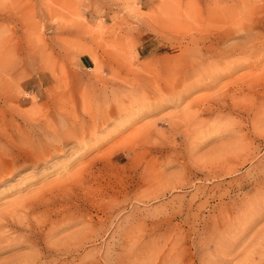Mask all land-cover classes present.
<instances>
[{
  "label": "rangeland",
  "instance_id": "obj_1",
  "mask_svg": "<svg viewBox=\"0 0 264 264\" xmlns=\"http://www.w3.org/2000/svg\"><path fill=\"white\" fill-rule=\"evenodd\" d=\"M262 45L264 0H0V264H264Z\"/></svg>",
  "mask_w": 264,
  "mask_h": 264
},
{
  "label": "bare ground",
  "instance_id": "obj_2",
  "mask_svg": "<svg viewBox=\"0 0 264 264\" xmlns=\"http://www.w3.org/2000/svg\"><path fill=\"white\" fill-rule=\"evenodd\" d=\"M237 14H238V13H237ZM207 31H208V30H207ZM261 32H262V30H261ZM195 33H196V32H195ZM174 35H175V34H174ZM174 35L172 34V36H174ZM185 35H186V34H185ZM196 35H197V34H196ZM258 36L260 37V35H258ZM180 37H181V36H180ZM185 37H186V36H185ZM187 37H188V36H187ZM173 38H174V37H173ZM173 38H172V39H173ZM174 39H175V38H174ZM253 39H254V38H253ZM253 39H252V40H253ZM256 39H257V36H255V40H256ZM176 40H177V39H176ZM183 40H184V39H182V41H183ZM252 40H251V41H252ZM257 40H258V39H257ZM251 41H250V42H251ZM257 42H258V41H257ZM212 43H213V42H212ZM253 43H255V42H253ZM261 43H262V42H261ZM249 44H250V43H249ZM255 45H256V44H255ZM257 45H259V44H257ZM204 46H205V45H204ZM246 46H248V45H246ZM250 46H251V45H250ZM262 46H264V45H262ZM262 46H261V47H262ZM244 47H245V46H244ZM248 47H249V46H248ZM251 47H253V46H251ZM251 47H250V49H251ZM257 47H258V46H257ZM208 48H209V47H208ZM242 48H243V47H242ZM254 48H255V46H254ZM244 49H245V51H247V48H246V47H245ZM250 49H249V50H250ZM258 49H259V48H258ZM262 49H264V48H262ZM262 49H259V50H262ZM232 50H233V48H232ZM249 50H248V51H249ZM201 51H202V50H201ZM243 51H244L243 49H241V48L239 49V48H238V49H234V50H233V53H238V52H239L238 54H240V53H242ZM245 51H244V52H245ZM257 51H258V50H257ZM203 52H204V51H203ZM213 52H214V51H213ZM215 52H216V51H215ZM261 52H262V53L260 54V56H261V58H262V56H264V51H261ZM211 53H212V52H211ZM229 53H230V51H229ZM245 53H246V52H245ZM251 53H252V51H251ZM207 54H208V53H207ZM219 54H220V53H219ZM219 54H217V55L215 54V55H213V56H216L215 58H219V57H218ZM238 54H236L235 56H237ZM247 54H248V53H247ZM252 54H253V53H252ZM254 54H255V53H254ZM225 55H226V54H225ZM225 55H221V57H220L223 61H227V58H228V57H226V56H228V55H226V56H225ZM243 55H244V54H243ZM256 55H258V54H256ZM233 56H234V55H232V56H230V57L233 58ZM235 56H234V58L236 59ZM238 56H239V55H238ZM246 56H247V55L245 54L244 57L246 58ZM239 57H241V55H240ZM257 57H258L259 59H261L259 56H257ZM242 58H243V57H242ZM255 58H256V57H255ZM199 59H200V58H199ZM211 59H214V58L211 57ZM253 59H254V58H253ZM253 59H252V60H253ZM201 60H202V59H201ZM208 60H210V59H208ZM232 60H234V59H232ZM232 60H231V61H232ZM239 60H240V59H239ZM245 60H246V59H245ZM245 60H244V61H245ZM262 60H264V59H262ZM262 60H261V61H262ZM216 61H217V59H216ZM214 62H215V61H214ZM220 62L222 63V61H220ZM220 62H219V63H220ZM232 62H233V61H232ZM232 62H231V63H232ZM234 62H235V61H234ZM234 62H233V63H234ZM236 62H238V61L236 60ZM247 62H248V61H247ZM217 63H218V62H216V65H215L214 63H211V64H210V63L208 62V64H209L208 66L201 65V66H199V67H197L195 64H190V63L188 64V63H187V66H183L182 71H183V73H184V71H185V69H186V71L189 72V73H187V76H186V77H184V74H183V77H184L185 80L188 81V79L190 78V74H191V73H194V72L199 73V72H200V73H201V74L199 73L200 76H202L203 74H204V75H205V74H206V75L208 74L209 76H211L210 78L207 77V79L210 80V82L212 83V82L215 81V80H214V76H213L214 72L217 73V72H219L218 69H221V67L218 68ZM221 63H220V64H221ZM233 63H232L230 66H232ZM238 63H239V62H238ZM243 63H244V62H243ZM260 63H261V62H260ZM202 64H203V63H202ZM212 64H214V65H212ZM240 64H241V62H240ZM240 64H239V66H240ZM245 64H246V62H245ZM225 65H226V64H225ZM258 65L260 66L259 63H258ZM258 65H257V66H258ZM233 66H234V65H233ZM236 66H238V65H236ZM239 66H238V67H239ZM242 66H243V65H242ZM224 67H226V66H224ZM224 67H223V68H224ZM243 67H244V66H243ZM223 68H222V69H223ZM231 68H232V67H231ZM255 68H256V67H255ZM257 68H258V67H257ZM262 68H264V66H262ZM262 68L260 67V69H262ZM258 69H259V68H258ZM258 69H257V71H258ZM260 69H259V71H260ZM195 70H196V71H195ZM216 71H217V72H216ZM229 71H230V70H229ZM221 72H222V71H221ZM224 72H225V71H224ZM262 72H264V69H262ZM196 73H194V75H195ZM252 73H253V72H252ZM255 73H256V72H255ZM219 75H220V74H219ZM248 75H251V74H248ZM174 76H176V75H174ZM226 76H227V75H226ZM255 76H257V77H256L257 80L260 79V78L258 77V75H255ZM259 76H261V74H260ZM183 77H181V75H180V77H179L178 79L183 78ZM191 77H192V75H191ZM194 77H196V76H194ZM176 78H177V77H176ZM248 78L251 79L250 76H249ZM248 78H247V80H249ZM261 78H264V77H261ZM155 79H156V78H155ZM155 79H154V80H155ZM253 79H255V77H254ZM182 80H183V79H181V81H182ZM238 80H239V79H238ZM241 80H244V78H242ZM241 80H239V81H241ZM181 81L179 82V81H177V79H174V80L171 79V80L168 82V84H167L166 86L164 85V87H163V86H162V87L164 88V90H168V91H171V93H174L173 95H177V97L179 96L178 98H176V99H178V100H181L185 94H187V93H189V92H191V91H193V90H196V89H201V87H204L203 84L195 85V86H190V85L187 84V86L184 85V86H183V89H181V87H180V88L178 87V86H180ZM239 81L236 80V81H235V84H236V82L238 83ZM244 81H245V80H244ZM150 82L152 83V81H150ZM242 82H243V81H242ZM253 82L255 83V81H253ZM253 82H252V80H251L252 85H254ZM256 82H259V81H256ZM182 83H183V82H182ZM195 83H196V81H195ZM211 83H210V84H211ZM216 83H217V82H216ZM232 83H233V82H232ZM244 83H245V82H244ZM260 83H261V82H260ZM148 84H150V83L148 82ZM152 84H153V83H152ZM156 84H157V83H156ZM156 84H155V85H156ZM183 84H184V83H183ZM235 84H234V85H235ZM239 84H240V83H239ZM247 84H248V82H247ZM249 84H250V83H249ZM157 85H158V84H157ZM157 85H156V86H157ZM193 85H194V84H193ZM149 86H151V85H149ZM156 86H155V89H154V90L157 91V93H162V92H161L162 89H161L160 87H156ZM206 86H207V85H206ZM212 86H213V83H212ZM228 86H229V85H228ZM245 86H246V84H245ZM245 86H244V87H245ZM255 86H256V84H255ZM176 87L179 88V92H176V89H175ZM231 87H232V86H231ZM233 87H234V86H233ZM237 87H238V85H237ZM152 88H153V87H152ZM204 88H208V87H204ZM249 88H250V87H249ZM253 88H254V87H253ZM140 89H142V88H140ZM150 89H151V88H150ZM238 89H239V88H237V90H238ZM240 89H243V88H240ZM261 89H262V88H261ZM164 90H163V91H164ZM220 90H221V89H220ZM244 90H245V89H244ZM244 90H243V91H244ZM246 90H247V89H246ZM255 90H256V89H255ZM135 91H136V90H135ZM137 91H138V92L140 91L139 88H138ZM137 91H136V92H137ZM155 91H154V92H155ZM218 91H219V90H218ZM233 91H235V90L233 89ZM241 91H242V90H241ZM248 91H249V89H248ZM136 92H135V93L133 92V94H135V96H137V95H136ZM138 92H137V93H138ZM151 92H152V91H151ZM239 92H240V91H239ZM130 93H131V92H130ZM130 93H129V94H130ZM139 93L141 94V92H139ZM169 93H170V92H169ZM229 93H230V92H229ZM233 93H234V92H233ZM246 93H247V92H246ZM142 94H143V93H142ZM162 94H163V93H162ZM224 94H225V93H224ZM236 94H237V93H236ZM146 95H149V94L147 93ZM163 95H164V94H163ZM211 95L213 96V94H211ZM219 95H220V94H219ZM243 95H245V93H243ZM243 95H242V98H243ZM140 96H141V95H140ZM150 96H151V93H150ZM150 96H149V97H150ZM156 96H157V95H156ZM158 96H159L160 99L163 98V97H162L161 95H159V94H158ZM158 96H157V98H156V97H155V98L158 99ZM169 96H170V95H169ZM171 96H172V95H171ZM171 96H170V98H171ZM215 96H216V95H215ZM220 96H221V95H220ZM235 96H236V95H235ZM246 96H247V95H246ZM246 96H245V97H246ZM137 97H138V96H137ZM137 97H134V98H137ZM142 97H144V96H142ZM142 97H141V100H143ZM147 97H148V96H147ZM151 97H152V96H151ZM151 97H150V98H151ZM172 97H173V96H172ZM240 97H241V96H240ZM167 98H168V97H167ZM170 98H168V99H170ZM173 98H174V97H173ZM201 98H202V97H201ZM127 99H128V98H127ZM165 99H166V98L164 97V101H165ZM208 99H209V98H208ZM147 100H148V99H147ZM152 100H153V99H152ZM162 100H163V99H162ZM178 100H177V101H178ZM205 100H206V99H205ZM219 100H220V99H219ZM128 101H129V100H128ZM134 101H137V100L134 99ZM134 101H131V102H132V103H131V106L133 105ZM153 101H154V100H153ZM170 101H171V100H170ZM172 101H173V100H172ZM122 102H123V101H122ZM125 102H127V101H125ZM139 102L141 103V101H139ZM149 102H150V100H149ZM157 102H158V100H157ZM160 102L162 103V101H160ZM168 102H169V101H168ZM168 102H166V103H168ZM175 102H176V101H175ZM201 102H202V99H200V100L197 99V100H195V101H192V102H191V105H194L195 107L200 108L199 105H200ZM206 102H208V101H206ZM219 102H220V101H219ZM120 103H121V102H120ZM120 103H119V104H120ZM137 103H138V102H137ZM137 103H136V105H137ZM140 103H139V105H140ZM142 103L145 104V100H144V102L142 101ZM147 103H148V102H147ZM154 103H155V102H154ZM172 103H173V102H172ZM178 103H179V102H178ZM204 103H205V102H204ZM123 104H124V102H123ZM144 104H143V107H144ZM150 104H151V103H150ZM189 104H190V102H189ZM212 104H213V103H212ZM127 105H128V103H127ZM146 105H147V104H146ZM153 105H154V104H153ZM153 105H151V106H153ZM155 105H156V104H155ZM191 105H189V106L191 107ZM110 106H112V105H110ZM129 106H130V103H129V105H128V108L131 109V106H130V107H129ZM133 106H134V105H133ZM140 106H142V105H140ZM140 106H139V107H140ZM187 106H188V104H187ZM200 106H203V105H200ZM210 106H211V105H210ZM143 107H140V108H143ZM148 107H149V106H148ZM212 107H213V106H212ZM100 108H101V106H100ZM105 108H106V107H105ZM107 108H108V107H107ZM110 108H111V107H109V110H110ZM152 108L154 109V106H153ZM152 108H151V109H152ZM185 108H186V107H185ZM202 108H203V107H201V109H202ZM205 108H206V106H205ZM98 109H99V108H98ZM144 109H147L146 106H145ZM148 109H149V108H148ZM148 109H147V110H148ZM183 109H184V108H183ZM203 109H204V108H203ZM206 109H207V108H206ZM206 109H205V110H206ZM218 109H219V108H218ZM101 110H102V109H101ZM107 110H108V109H107ZM109 110H108V111H109ZM113 110H114V109H113ZM117 110H118V109H117ZM185 110H186V109H185ZM199 110H200V109H199ZM205 110H204V111H205ZM211 110H212V109H211ZM94 111H95V110H94ZM108 111H106V114H105L104 112H103L104 114H102V112H101L100 114H98V116H94L95 113L93 112L94 115L91 116V117H88L89 120H90V122H88V124L92 122V124L95 125V124H97V122H102V126L106 125L107 122H109V121H108V118H109V117H110V118L113 117V115L110 116L112 113H110V112H108ZM110 111L112 112V110H110ZM118 111H122V110H120V107H119V110H118ZM125 111H126V110H125ZM125 111H124V112H125ZM151 111H152V110H151ZM153 111H154V110H153ZM196 111H197V110H196ZM202 111H203V110H202ZM202 111H199L198 114H199L200 112H202ZM65 112H66V111H65ZM72 112H74V111H72ZM96 112L98 113V111H96ZM99 112H100V111H99ZM107 112H108V113H107ZM114 112H115V111H114ZM116 112H117V111H116ZM127 112H128V111H126V113H127ZM205 112H208V111H205ZM209 112H210V111H209ZM215 112H217V111L215 110ZM87 113H88V112H87ZM87 113H86V114H87ZM118 113L120 114V112H117L116 115H118ZM128 113H129V112H128ZM146 113H147V112H146ZM194 113H196V112L194 111ZM213 113H214V112H213ZM66 114H67V113H66ZM69 114H70V113H69ZM74 114H75V113H74ZM83 114H84V113H83ZM101 114L104 115V116H100ZM183 114H184V113H183ZM202 114H203V113H202ZM222 114H223V113H222ZM70 115H72V114H70ZM114 115H115V114H114ZM130 115H131V114H129L128 116H130ZM132 115H133V114H132ZM134 115H136V113H134ZM194 115L196 116V114H194ZM206 115H208V114H206ZM68 116H69V115H68ZM72 116H73V115H72ZM87 116H88V115H87ZM183 116L185 117L186 115H183ZM201 116H202V115H201ZM187 117H188V116H187ZM197 117H198V116H197ZM212 117H213V116H212ZM79 118H80V117H79ZM86 118H87V117H86ZM176 118H177V117H176ZM195 118H196V117H195ZM201 118H202V117H201ZM215 118H216V117H215ZM69 119H70V117H69ZM71 119H73V118H71ZM71 119H70V120H71ZM82 119H83V118H82ZM178 119H179V117H178ZM182 119H184V118L182 117ZM182 119H181V120H182ZM203 119H204V118H203ZM87 120H88V119H87ZM104 120H106V121H104ZM110 120H111V119H110ZM112 120H113V119H112ZM127 120H128V118H127ZM127 120H126V122H127ZM197 120H198V119H197ZM76 121H77V120H76ZM85 121H86V120H85ZM85 121H84V123H85ZM129 121H131V120H129ZM187 121H188V120H187ZM202 121H203V120H202ZM205 121H206V120H204V122H205ZM81 122H82V121H81ZM179 122H180V121H179ZM184 122H185V121H184ZM193 122H194V121H193ZM193 122H192V123H193ZM195 122H196V121H195ZM195 122H194V123H195ZM199 122H200V121H199ZM169 123H170V122H169ZM177 123H178V122H177ZM177 123H176V124H177ZM185 123H186V122H185ZM194 123H193V124H194ZM201 123H203V122H201ZM78 124H79V122H78ZM81 124H82V123H81ZM86 124H87V123H86ZM86 124H84V125H86ZM99 124H100V123H99ZM125 124H126V123H125ZM178 124H179V123H178ZM199 124H200V123H199ZM84 125H83V126H84ZM100 125H101V124H100ZM107 125H108V124H107ZM122 125H123V124H122ZM81 126H82V125H81ZM83 126H82V127H83ZM89 126H90V124H89ZM181 126H182V125H181ZM90 127H91V126H90ZM104 127H106V126H104ZM124 127H125V126H124ZM189 127H190V125H189ZM76 128H77V127H76ZM95 128H96V127H95ZM100 128H101V127H100ZM100 128H99V130H100ZM106 128H107V127H106ZM106 128H105V129H106ZM181 128H182V127H180V129H181ZM82 129H83V128H82ZM82 129H81V130H82ZM49 130H52V128H51V129L49 128ZM60 130H62V129H60ZM70 130H72V129H70ZM70 130H68V131H70ZM73 130H74L73 133H74L75 131L77 132V130H75V128H74ZM78 130H80V129H78ZM81 130H80V131H81ZM95 130H96V129H95ZM177 130H179V129H177ZM80 131H78V132L80 133ZM83 131H84V130H83ZM101 131H103V130H101ZM111 131H112V130H111ZM208 131H209V130H208ZM49 132H50V131H49ZM76 132H75V133H76ZM85 132H86V131H85ZM87 132H88V131H87ZM87 132H86V133H87ZM91 132H92V131H91ZM94 132H95V131H94ZM97 132H98V131H97ZM106 132H107V131H106ZM114 132H115V131H114ZM52 133H53V131H52ZM58 133H59V131H58ZM79 133H76V134H79ZM81 133H84V132H81ZM49 134H50V133H49ZM65 134H66V133H65ZM65 134H64V135H65ZM56 135H57V134H56ZM72 135H73V134H72ZM80 135H81V134H80ZM92 135H93V134H91V136H92ZM111 135H112V133H111ZM73 136H75V134H74ZM77 136L79 137V135H77ZM83 136H85V135H83ZM83 136H82V138H83ZM59 137H60V136H59ZM64 137H65V136H64ZM67 137H68V135H67ZM78 137H76V138L79 139ZM133 137H134V136H133ZM56 138H57V137H56ZM72 138H73V137H71L70 139H72ZM82 138L79 139V141H78L79 144H80V143L82 144V142H83V144H85V142L83 141L84 139H82ZM89 138L91 139V137H89ZM108 138H109V137H108ZM108 138H107V139H108ZM77 139H76V140H77ZM53 140H54V138H53ZM73 140H74V138H73ZM87 140H88V139H87ZM102 140H103V139H102ZM54 141H55V140H54ZM71 141H72V140H71ZM93 141H94V140H93ZM58 142H59V141H58ZM58 142H56V143H58ZM74 142L76 143L77 141L74 140ZM95 142H97V141L95 140ZM132 142H133V141H132ZM38 143H39V142H38ZM54 143H55V142H54ZM61 143L64 145V142H63V141H62ZM86 144H87V143H86ZM88 144H89V143H88ZM95 144H96V143H95ZM98 144H99V143H98ZM45 145H46V143H45ZM89 145H90V144H89ZM91 145H92V143H91ZM46 146H47V145H46ZM78 146H79V145H78ZM84 146H85V145H84ZM84 146H83V148H84ZM93 146H94V145H93ZM119 146H120V145H119ZM47 147H49V146H47ZM55 147H56V146H55ZM62 147H63V146H62ZM79 147H81V146H79ZM41 148H42V147H41ZM49 148H50V147H49ZM60 148H61V146H60ZM81 148H82V147H81ZM85 148H86V147H85ZM90 148H92V146H90ZM94 148H95V147H94ZM50 149H51V148H50ZM50 149H49V150H50ZM58 149H59V148H58ZM77 149H78V148H77ZM79 149H80V148H79ZM87 149H88V148H87ZM87 149H86V150H87ZM43 150H44V149H43ZM45 150H46V149H45ZM49 150H48V151H49ZM56 150H57V149H56ZM38 151H39V149H38ZM38 151H37V152H38ZM50 151H51V150H50ZM40 152H41V151H40ZM44 152L47 153L46 151H44ZM81 152H82V150H81ZM30 153H31V152H30ZM52 153H53V152H52ZM54 153H55V152H54ZM78 153H79V152H78ZM50 154H51V152H50ZM79 154H80V153H79ZM34 155H35V154H34ZM34 155H33V156H34ZM102 155H103V154H102ZM41 156H42V155H41ZM45 156H47V155L45 154ZM50 156H51V155H50ZM36 157H37V156H36ZM39 157H40V156H39ZM47 157H48V156H47ZM42 158L44 159V157H42ZM42 158H41V159H42ZM48 158H49V157H48ZM39 159H40V158H39ZM41 159H40V161H41ZM50 159H51V158H50ZM33 160H34V159H33ZM45 160H46V159H45ZM47 160H49V159H47ZM9 162H11V161H9ZM37 162H38V161H37ZM42 162H43V161H42ZM44 162H46V161H44ZM1 164H2V162H1ZM2 165H4V163H3ZM2 165H1V167H2L1 169H4L5 167L3 168ZM36 165H37V164H36ZM4 166H5V165H4ZM6 166H7V165H6ZM11 168H12V167H11ZM85 169H86V168H85ZM85 169H84V170H85ZM12 170H13V169H12ZM12 170H11V172H13ZM7 171H8V169H6V172L3 171L1 175L4 176V177H7V176H9V175H12L11 172H7ZM73 172H74V171H73ZM75 174H76V173H75ZM78 174H79V173H78ZM71 175H72V174H71ZM71 175H70L69 177H71ZM2 176H1V177H2ZM11 178H12V177H11ZM63 178H64V177H63ZM71 178H73V176H72ZM64 179H65V178H64ZM64 179H60L59 181L63 182ZM66 179H67V178H66ZM66 179H65V180H66ZM78 179H79V178H78ZM78 179H77V180H78ZM70 180H71V179H70ZM73 180H74V178H73ZM59 181H56V184H59ZM68 181H69V180H68ZM1 182H2V181H1ZM1 182H0V183H1ZM72 182H73V181H72ZM77 182H78V181H77ZM54 183H55V182H54ZM54 183H53V184H54ZM63 183H65V182H63ZM66 183H67V181H66ZM66 183H65V187H67V186H66ZM53 184H52V185H53ZM56 184H55V185H56ZM60 186H61V184H60ZM62 187H63V185H62ZM69 187H70V186H69ZM69 187H68V188H69ZM57 188H59V187H57ZM60 188H61V187H60ZM60 188H59V189H60ZM46 189H47V188H46ZM59 189H58V191H59ZM70 189H71V187H70ZM47 190H48V189H47ZM47 190H46V191H47ZM38 192L41 193V194H42V193L44 194V193H45V190H44V191H41V190L39 191V190H38ZM59 192H60V191H59ZM38 196H39V195H38ZM39 197H40V196H39ZM20 201H21V200H20ZM10 202H11V201H10ZM12 204H14V203H12ZM17 205H18V203H17ZM6 206H7V205H6ZM13 207H14V206H13ZM13 207H12V208H13ZM2 208H3V207H2ZM2 208H0V210H2ZM17 210H18V209H17ZM18 211H21V209H19ZM0 212H1V211H0ZM6 212H7V211H6ZM2 213H3V212H2ZM2 213H1V214H2ZM1 227H2V225H1ZM259 256H261V255H259Z\"/></svg>",
  "mask_w": 264,
  "mask_h": 264
}]
</instances>
